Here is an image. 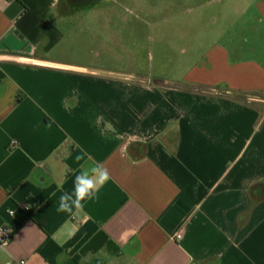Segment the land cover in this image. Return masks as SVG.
I'll list each match as a JSON object with an SVG mask.
<instances>
[{
  "label": "crops",
  "instance_id": "crops-1",
  "mask_svg": "<svg viewBox=\"0 0 264 264\" xmlns=\"http://www.w3.org/2000/svg\"><path fill=\"white\" fill-rule=\"evenodd\" d=\"M181 1L169 80L117 68L99 2L0 0V264H264V0ZM86 164L110 179L58 211Z\"/></svg>",
  "mask_w": 264,
  "mask_h": 264
},
{
  "label": "rangeland",
  "instance_id": "rangeland-1",
  "mask_svg": "<svg viewBox=\"0 0 264 264\" xmlns=\"http://www.w3.org/2000/svg\"><path fill=\"white\" fill-rule=\"evenodd\" d=\"M102 4L100 9L104 16H118L115 30L121 37L123 56L117 68L174 80L181 78L198 57V54L185 51L178 43L179 29L176 24L183 16L181 0H102ZM112 32L107 26L102 29L99 24V36L108 37ZM83 33L91 44L97 35V27L83 30ZM128 49L134 53L129 62L125 60L129 56L124 54ZM131 65L135 67L130 68ZM261 96L264 97V93Z\"/></svg>",
  "mask_w": 264,
  "mask_h": 264
},
{
  "label": "clouds",
  "instance_id": "clouds-1",
  "mask_svg": "<svg viewBox=\"0 0 264 264\" xmlns=\"http://www.w3.org/2000/svg\"><path fill=\"white\" fill-rule=\"evenodd\" d=\"M110 179L106 169L96 164H86L75 175L71 193L64 192L59 197L58 211L71 212L74 207H82V202L96 198L97 192Z\"/></svg>",
  "mask_w": 264,
  "mask_h": 264
},
{
  "label": "built area",
  "instance_id": "built-area-1",
  "mask_svg": "<svg viewBox=\"0 0 264 264\" xmlns=\"http://www.w3.org/2000/svg\"><path fill=\"white\" fill-rule=\"evenodd\" d=\"M12 144L13 145L16 144V141H12ZM23 207L26 210H30V205L27 203H24ZM10 213L13 214L14 211H10ZM176 237L180 238L181 233H177ZM11 238H12V229L7 225H0V253L8 252V247H9ZM12 263L27 264V260L18 259V258L11 255L7 264H12Z\"/></svg>",
  "mask_w": 264,
  "mask_h": 264
},
{
  "label": "trees",
  "instance_id": "trees-1",
  "mask_svg": "<svg viewBox=\"0 0 264 264\" xmlns=\"http://www.w3.org/2000/svg\"><path fill=\"white\" fill-rule=\"evenodd\" d=\"M70 1L75 6H81V5H85V4H91V3L95 4L98 2H99V4H102V0H70ZM212 89L217 90V89H219V87H213ZM220 92H221V90H220ZM222 92L224 93L225 91L223 90Z\"/></svg>",
  "mask_w": 264,
  "mask_h": 264
},
{
  "label": "water",
  "instance_id": "water-1",
  "mask_svg": "<svg viewBox=\"0 0 264 264\" xmlns=\"http://www.w3.org/2000/svg\"><path fill=\"white\" fill-rule=\"evenodd\" d=\"M41 180H44V178H42Z\"/></svg>",
  "mask_w": 264,
  "mask_h": 264
}]
</instances>
